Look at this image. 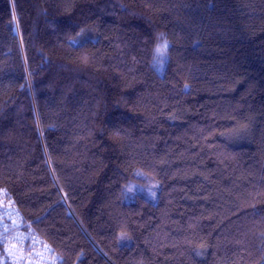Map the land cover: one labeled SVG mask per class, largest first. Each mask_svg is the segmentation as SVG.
<instances>
[{"label":"trees","instance_id":"16d2710c","mask_svg":"<svg viewBox=\"0 0 264 264\" xmlns=\"http://www.w3.org/2000/svg\"><path fill=\"white\" fill-rule=\"evenodd\" d=\"M0 187L61 264H264V0H0Z\"/></svg>","mask_w":264,"mask_h":264},{"label":"built area","instance_id":"2783aa9c","mask_svg":"<svg viewBox=\"0 0 264 264\" xmlns=\"http://www.w3.org/2000/svg\"><path fill=\"white\" fill-rule=\"evenodd\" d=\"M0 187V264H61Z\"/></svg>","mask_w":264,"mask_h":264},{"label":"clouds","instance_id":"9594fccd","mask_svg":"<svg viewBox=\"0 0 264 264\" xmlns=\"http://www.w3.org/2000/svg\"><path fill=\"white\" fill-rule=\"evenodd\" d=\"M158 39H159V43L154 49V59L156 60H159L161 58V53L165 51V48H164L165 42H167L166 36H164V34L162 33L159 34ZM167 47H168V44H167ZM158 49H160V52H158Z\"/></svg>","mask_w":264,"mask_h":264},{"label":"snow or ice","instance_id":"6c2138e0","mask_svg":"<svg viewBox=\"0 0 264 264\" xmlns=\"http://www.w3.org/2000/svg\"><path fill=\"white\" fill-rule=\"evenodd\" d=\"M164 48H165V51L161 53V57L166 55L167 42H165ZM158 52H160V49H158ZM157 63H162V60H157ZM129 191H131V189H129Z\"/></svg>","mask_w":264,"mask_h":264},{"label":"rangeland","instance_id":"374dc122","mask_svg":"<svg viewBox=\"0 0 264 264\" xmlns=\"http://www.w3.org/2000/svg\"><path fill=\"white\" fill-rule=\"evenodd\" d=\"M158 71H159V72H161V71H162V69H160V68L158 67Z\"/></svg>","mask_w":264,"mask_h":264},{"label":"bare ground","instance_id":"6f19581e","mask_svg":"<svg viewBox=\"0 0 264 264\" xmlns=\"http://www.w3.org/2000/svg\"><path fill=\"white\" fill-rule=\"evenodd\" d=\"M48 249H50V247H48Z\"/></svg>","mask_w":264,"mask_h":264}]
</instances>
